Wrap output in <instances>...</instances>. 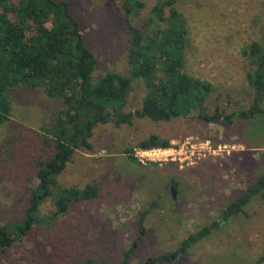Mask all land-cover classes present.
Listing matches in <instances>:
<instances>
[{
	"label": "rangeland",
	"instance_id": "374dc122",
	"mask_svg": "<svg viewBox=\"0 0 264 264\" xmlns=\"http://www.w3.org/2000/svg\"><path fill=\"white\" fill-rule=\"evenodd\" d=\"M65 1L95 55L94 82L107 71L129 76L138 59L129 53V22L146 37L164 26L148 24L147 18L151 7L165 0H141L144 7L137 13L126 0ZM174 6L188 29L184 70L212 83L207 112L216 109L223 116L217 122L201 120L196 112L169 121L138 117L146 87L132 79L121 107L130 113L129 123L96 125L92 150H77L57 176L60 185L79 190L93 184L95 194L71 202L54 223L35 225L25 240L0 250V264H85L88 257L101 259L97 264H121L130 246L127 264L181 249L154 264H264V187L235 212H225L264 175V97L258 94L261 112L252 110L256 92L246 80L254 41L264 68V0H174ZM9 97L11 115L0 125V221L26 207L23 191L35 180V161L53 145L44 144L41 128L63 107L42 89L25 85ZM150 134L173 145L196 142L201 155L192 163L126 157L124 148L131 151ZM40 209L49 217L51 199ZM205 227L208 232L197 238Z\"/></svg>",
	"mask_w": 264,
	"mask_h": 264
},
{
	"label": "trees",
	"instance_id": "16d2710c",
	"mask_svg": "<svg viewBox=\"0 0 264 264\" xmlns=\"http://www.w3.org/2000/svg\"><path fill=\"white\" fill-rule=\"evenodd\" d=\"M126 2L133 7L134 13L144 7L141 0ZM152 22L164 26H158L149 37L128 23L131 33L129 53L138 57L129 76L107 71L94 82L92 74L96 58L85 44L79 21L70 13L67 1L0 0V125L11 115L9 92L23 85L42 89L47 97L59 99L63 105L53 123L41 128L44 144L50 146L51 141L53 145L47 155L35 161V180L32 185L26 184L23 191L26 207L21 215L14 213L0 221L1 251L25 240L35 225L54 223L68 210L71 202L95 194L93 184L79 190L60 185L57 176L77 150H92L89 139L96 125L108 121L129 123L130 113H122L121 107L126 102L132 79H141L146 87L141 107L136 111L138 117L169 121L196 112L201 120L217 122L223 116L216 109L207 112L206 102L214 88L212 83L184 70L188 29L174 0L154 4L147 18L148 24ZM260 52L259 44L252 42L249 52L252 68L246 72V80L256 92L251 109L258 112H261L258 94L264 97V68L257 63ZM230 116L226 115L228 121ZM136 145L141 148L167 147L170 139L150 134ZM123 152L135 160L129 155L130 147L124 148ZM262 180L264 175L250 191L236 197L227 207L237 210L244 206L250 194L264 187ZM48 198L54 209L46 217L40 206ZM138 226L142 228L141 221ZM207 232L205 227L196 237ZM131 251L133 246L125 252L121 264H127ZM157 258L168 259V254ZM99 262L102 260L85 259V264Z\"/></svg>",
	"mask_w": 264,
	"mask_h": 264
},
{
	"label": "built area",
	"instance_id": "2783aa9c",
	"mask_svg": "<svg viewBox=\"0 0 264 264\" xmlns=\"http://www.w3.org/2000/svg\"><path fill=\"white\" fill-rule=\"evenodd\" d=\"M207 148L210 150L212 147L207 142ZM215 149L212 150L214 152ZM129 155H131L135 161L139 163L148 162H166V161H177L179 163L186 162L192 163L195 158H199L201 151L197 147V143L184 142L179 145H173L170 143L167 147H150L141 148L135 146L131 149Z\"/></svg>",
	"mask_w": 264,
	"mask_h": 264
},
{
	"label": "flooded vegetation",
	"instance_id": "af4514ba",
	"mask_svg": "<svg viewBox=\"0 0 264 264\" xmlns=\"http://www.w3.org/2000/svg\"><path fill=\"white\" fill-rule=\"evenodd\" d=\"M175 185H176V182H174L173 180H171V181H170V184H169L170 192H171V188H173V190H174ZM226 210H227L228 212H230V211L235 212L234 209H233V207H226ZM224 214H226V213H224ZM178 251L180 252V251H182V249H181V250H178ZM178 251H177V252H178ZM177 252H175V253H166V254H168V259H158L157 257H158L159 255H158L156 258H153V259H149V258H148V259L145 261V264H154L155 261H162V260H166V261H168V260H171V259H173L174 255L177 254ZM163 254H164V253H163ZM160 255H161V254H160Z\"/></svg>",
	"mask_w": 264,
	"mask_h": 264
},
{
	"label": "water",
	"instance_id": "95a60500",
	"mask_svg": "<svg viewBox=\"0 0 264 264\" xmlns=\"http://www.w3.org/2000/svg\"><path fill=\"white\" fill-rule=\"evenodd\" d=\"M261 67V66H260ZM171 194H172V196L174 197V190H173V188H171Z\"/></svg>",
	"mask_w": 264,
	"mask_h": 264
}]
</instances>
